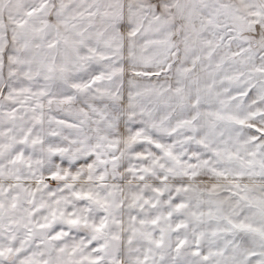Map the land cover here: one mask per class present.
Instances as JSON below:
<instances>
[{
    "label": "clouds",
    "instance_id": "1",
    "mask_svg": "<svg viewBox=\"0 0 264 264\" xmlns=\"http://www.w3.org/2000/svg\"><path fill=\"white\" fill-rule=\"evenodd\" d=\"M0 41V264H264V0H0Z\"/></svg>",
    "mask_w": 264,
    "mask_h": 264
},
{
    "label": "snow or ice",
    "instance_id": "2",
    "mask_svg": "<svg viewBox=\"0 0 264 264\" xmlns=\"http://www.w3.org/2000/svg\"><path fill=\"white\" fill-rule=\"evenodd\" d=\"M156 2H157V0H154V3H156ZM152 6L153 5H150V4L146 3V2L143 4V7L145 9H151ZM157 10H159L158 7H157ZM12 39L13 40L16 39L15 33L13 34ZM2 43H3V41H0V45H2ZM14 52H15L14 49L9 48L7 53H0V62L3 61L5 55L8 57L9 62H11L13 60V58H14ZM0 66H2V65H0ZM17 158L18 159H22V155L18 156ZM8 190H9L10 193L11 192H19V190H20L19 189V185H17L15 188H13L11 185H9L8 186ZM4 192H5V187L3 185H0V219H2L3 216H4V214H5V196H4ZM16 198H18V197H11V196L9 197V199H8V205H7L8 208H10L12 210H15L16 204L14 203V200ZM24 219L27 222V218L24 217ZM68 223H70L72 225H79V224H81V220L71 219V220L68 221ZM84 223H85V226H87L86 221ZM37 227L39 229H44V228L48 227V225H46L44 223H40V224L37 225ZM235 227H238V228L243 229L245 227V225L238 224V225H235ZM96 231L99 232V231H101V229L100 228H96ZM63 235H65V234L58 233L54 237V239L55 240H60V239L63 238ZM72 254L74 255L75 254V251H73ZM36 264H46V262H44V261H38V262H36ZM72 264H83V260L73 261ZM90 264H99V258L92 260L90 262Z\"/></svg>",
    "mask_w": 264,
    "mask_h": 264
}]
</instances>
